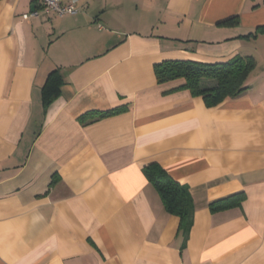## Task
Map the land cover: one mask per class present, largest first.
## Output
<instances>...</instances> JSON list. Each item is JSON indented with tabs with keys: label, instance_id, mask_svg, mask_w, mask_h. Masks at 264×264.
I'll return each instance as SVG.
<instances>
[{
	"label": "crops",
	"instance_id": "1",
	"mask_svg": "<svg viewBox=\"0 0 264 264\" xmlns=\"http://www.w3.org/2000/svg\"><path fill=\"white\" fill-rule=\"evenodd\" d=\"M35 6L0 0V264H264V33L244 37L264 0H77L23 19ZM236 55L255 59L248 89L211 107L153 71ZM151 163L188 187V232Z\"/></svg>",
	"mask_w": 264,
	"mask_h": 264
},
{
	"label": "trees",
	"instance_id": "2",
	"mask_svg": "<svg viewBox=\"0 0 264 264\" xmlns=\"http://www.w3.org/2000/svg\"><path fill=\"white\" fill-rule=\"evenodd\" d=\"M264 33V25L257 26L244 37L256 38ZM255 59L251 55H236L231 59L217 63H203L192 60H164L154 64L153 71L158 83L182 78L184 83L178 88L187 89L193 96H201L206 106L211 107L227 97H236L248 89V77L255 68ZM212 80V86H203L202 80ZM62 78L58 69L47 75L42 87V100L46 105L59 92ZM127 107L115 108L96 113L108 116L125 110ZM84 118V117H83ZM143 174L159 194L165 210L180 219V227L188 232L194 211L193 197L187 186L175 181L156 163L143 168ZM243 194H233L209 203L211 211L238 205Z\"/></svg>",
	"mask_w": 264,
	"mask_h": 264
},
{
	"label": "built area",
	"instance_id": "3",
	"mask_svg": "<svg viewBox=\"0 0 264 264\" xmlns=\"http://www.w3.org/2000/svg\"><path fill=\"white\" fill-rule=\"evenodd\" d=\"M35 2V8L28 14L22 16L26 19L30 16L43 15L49 17L54 16H64L67 14L73 15L77 13V0H33Z\"/></svg>",
	"mask_w": 264,
	"mask_h": 264
},
{
	"label": "rangeland",
	"instance_id": "4",
	"mask_svg": "<svg viewBox=\"0 0 264 264\" xmlns=\"http://www.w3.org/2000/svg\"><path fill=\"white\" fill-rule=\"evenodd\" d=\"M41 16H43V15H41Z\"/></svg>",
	"mask_w": 264,
	"mask_h": 264
}]
</instances>
